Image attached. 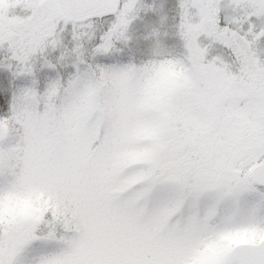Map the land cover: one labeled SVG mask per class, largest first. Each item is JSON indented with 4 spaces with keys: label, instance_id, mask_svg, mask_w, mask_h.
Returning a JSON list of instances; mask_svg holds the SVG:
<instances>
[{
    "label": "snow or ice",
    "instance_id": "snow-or-ice-1",
    "mask_svg": "<svg viewBox=\"0 0 264 264\" xmlns=\"http://www.w3.org/2000/svg\"><path fill=\"white\" fill-rule=\"evenodd\" d=\"M141 12L0 0V264H264V0Z\"/></svg>",
    "mask_w": 264,
    "mask_h": 264
},
{
    "label": "rangeland",
    "instance_id": "rangeland-1",
    "mask_svg": "<svg viewBox=\"0 0 264 264\" xmlns=\"http://www.w3.org/2000/svg\"><path fill=\"white\" fill-rule=\"evenodd\" d=\"M142 2L160 9V14L166 20L164 24H161L160 17L156 13L141 12L129 26V44L137 39L144 40L153 28L158 29L161 33L160 39L165 43L178 40V36L175 35V25L178 23L179 17V0H142ZM5 55L6 53L0 50V59H3ZM36 78L40 79L38 74ZM28 84H30V78H13L10 73L0 69V97H3L7 102L10 103L12 92Z\"/></svg>",
    "mask_w": 264,
    "mask_h": 264
}]
</instances>
